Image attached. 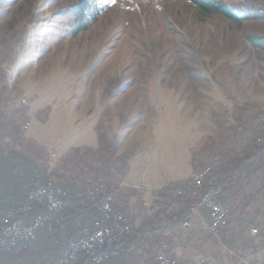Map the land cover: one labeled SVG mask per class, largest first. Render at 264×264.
Instances as JSON below:
<instances>
[{
  "label": "rangeland",
  "instance_id": "1",
  "mask_svg": "<svg viewBox=\"0 0 264 264\" xmlns=\"http://www.w3.org/2000/svg\"><path fill=\"white\" fill-rule=\"evenodd\" d=\"M76 1L4 0L0 5V39L27 31L24 43L13 41L2 68L10 96H19L29 107L34 124L42 123L38 114L47 108V120L53 117L55 122L71 104L86 109L91 105L100 114L103 133L111 140L116 137L118 147L116 124L160 121L159 143L169 153L162 175L170 167L179 178L190 171L184 146L192 153L193 178L204 168L202 163H209L211 172L232 169L248 142L264 141V19L239 24L219 16L202 17L181 0H122L102 10L87 32L75 33L66 12ZM226 2L237 11L264 14V0ZM254 39L263 47H256ZM244 106L258 108L247 115L252 124L239 126L236 110ZM231 125L238 131L229 133L234 139L228 144L227 134L220 131ZM244 168L239 181L219 198L229 214L219 240L206 231L208 217L197 204V212L193 207L185 217H192V227L199 231L187 250L195 259L192 264H239V258L245 264H264V250L253 251L264 245V153ZM172 207L169 212L176 215L179 209ZM168 218L165 214L157 220L163 232ZM179 238L191 241L185 233ZM174 239L162 236L160 242L169 244V256L183 264L172 254ZM34 242L0 247L16 250ZM179 246L178 252L185 254ZM159 249L151 255V264Z\"/></svg>",
  "mask_w": 264,
  "mask_h": 264
},
{
  "label": "crops",
  "instance_id": "2",
  "mask_svg": "<svg viewBox=\"0 0 264 264\" xmlns=\"http://www.w3.org/2000/svg\"><path fill=\"white\" fill-rule=\"evenodd\" d=\"M64 111L58 115L55 122H53V117L45 123L37 124H34L31 119L24 135L25 139L44 147L46 154L42 157L48 158L49 156L46 160L48 173L40 171V165L45 162L39 163L40 160L28 153L25 144L24 147H21L12 142L0 141V219L10 212L18 211L24 222L31 224L37 216L45 215L46 208L37 203L28 204L27 196L37 185L48 180L50 172L54 173L57 178L54 181L55 184L65 190L67 198L64 218H53L40 227L37 231L36 241L32 245H25L16 250L0 247V264H58L60 256L70 244L81 240L92 232L99 221L96 205L86 204L83 195H81V189L84 181L88 182L98 177L97 173L91 172V168L99 166L100 162L93 161L90 157L79 162V160L69 159L67 155L73 148L81 150L89 148L94 151L98 148L96 126L100 114L98 116L91 105L86 109L80 104H71ZM143 123L144 120L142 124H137L134 121L129 126L116 124L114 130L120 138L116 156L124 159L127 164L125 171L121 173L120 183L121 188L125 191L124 196L116 198V201L121 209L133 216L131 221L135 230L144 225L145 220L160 209L157 204H153L150 208H144V200L151 201L150 196L159 195L163 188L186 180L193 173L192 153L188 146H184L185 154L190 162L189 173L186 170L184 175L179 178L176 177L175 170L169 167L168 173L162 175L161 165L169 153H165L159 143L158 126L160 121H157V126L153 120L149 119L147 124ZM83 166H90L91 170L85 171ZM81 167L84 171L80 170ZM137 189L142 190L144 196L138 194ZM173 206L180 209L177 205L173 204ZM195 210L194 212H197L196 207ZM168 216L167 224L170 222L171 212L168 213ZM157 220H155L156 224ZM188 221L191 223L188 231L183 229L182 224L177 225L174 229L165 226L164 232L163 230L156 231L151 242L154 245L152 254L161 247V244L156 241L160 240L162 236L170 235L175 238L173 241L170 240L172 254L177 259L179 258L181 263L192 264L195 259L191 258L192 254L187 250H190L189 247L198 238L196 233L199 231L195 226L192 227V217ZM183 233L188 234L191 241L181 242L182 239L179 238V235ZM179 245L185 248L181 249L185 254L178 252ZM199 249H203V246H199ZM262 250H264V245L256 246L253 251ZM145 252L151 254V246L146 251L144 248L140 250L137 257L134 256V248L114 253L101 264H151L150 258L153 255L149 256ZM239 260V264H245L242 258Z\"/></svg>",
  "mask_w": 264,
  "mask_h": 264
},
{
  "label": "trees",
  "instance_id": "3",
  "mask_svg": "<svg viewBox=\"0 0 264 264\" xmlns=\"http://www.w3.org/2000/svg\"><path fill=\"white\" fill-rule=\"evenodd\" d=\"M4 0H0V5ZM71 0H53L54 3H63ZM73 1V0H72ZM122 0H78L75 3H72L70 8L67 10V14L70 15V19L74 26L75 33H83L87 32L90 29V26L93 22H95L100 15L102 10H105L112 6L113 3L119 2ZM188 3L191 7H193L197 13L202 17H210V16H219L233 23H243L244 21L252 18V19H264V14L256 13L252 9H240L236 10L234 7L230 6L226 0H181ZM27 35V31L22 30L18 32L16 35H9L6 37H2L0 39V141L3 142H12L17 146L24 147V144L27 148L28 153H31L34 157H36L39 161L45 162V164L40 165V171L48 172V167L46 165V160L49 158L42 157L46 154L44 147L37 145L35 142L27 140L24 138L25 131L30 124V119L28 117L29 107L24 106L20 102L19 96L11 97L10 90L7 82V76L4 73L2 68V64L4 61V55L10 49L14 40H17L18 43H24ZM253 44L256 47H263L260 41L252 40ZM11 105V106H10ZM258 107L257 106H244L242 108H238L236 110V121L240 124L239 126H246L247 124H252L253 120L247 116L250 111L254 112ZM51 111L50 108H47L45 111L38 114V120L40 122L47 121V114ZM44 117V118H43ZM257 118V116H254ZM255 125V124H254ZM224 126L220 125L222 129ZM103 121L99 120L97 122L96 131L98 133V148L94 151L92 149L81 150L73 149L67 155L71 160H79V162L85 161L84 158H92L93 161L100 162L99 166L90 167L92 169V173H97L98 177L95 180L84 181L82 184L81 195H83V199L86 204L95 205V202L91 199L90 192H93L98 185H104L106 190L115 196L114 207L116 211L120 214L126 215L131 224V218L133 217L130 214H127L126 211L121 209L118 205L116 198L120 196H124V189L121 188L120 183L121 179L117 177L116 172L123 173L125 171L127 165L124 159L116 157V147H117V138L114 137L112 140L109 139L104 133ZM255 129V127H254ZM263 129V128H262ZM224 132L220 131L222 136L227 134L226 143H233L234 137L229 134L230 132L236 133L238 131V127L235 125L229 126V128L223 129ZM258 139H254L253 141L248 142L245 145L242 152L236 155V165L232 169H214L205 179V185L207 188H213L217 196L219 198H223L226 191H228L232 182L236 183L239 181V177L244 172V165L246 163H255L264 153V141H257ZM212 147V146H211ZM210 147V149H211ZM193 163V161H192ZM86 165V162H84ZM202 165L208 166L209 163H202ZM204 166V168H205ZM195 170L198 167H194ZM238 174V177L236 175ZM49 176V175H48ZM51 178L53 175H50ZM54 177V176H53ZM50 179V177H49ZM234 179V181H232ZM231 181V182H230ZM212 183V185H210ZM193 180L192 178L183 180L181 182L170 184L168 187L163 188L159 193L161 197L171 196L173 199L169 201V203H157L160 206L158 211H155L152 216L148 217L139 229L135 230L133 228V233L128 235L118 242V248H114L112 250H108V253L111 255L114 253H118L121 251H128L129 249L134 248V256L137 257L139 251L143 248L145 251L151 246V254L149 252H145L147 255H152V248L154 247L152 242V238L154 233L157 231H162L160 227L155 223V220L160 218L162 215L169 213V210L173 209V204L180 207L179 210L176 211V215L171 213L170 222L166 227L170 229H174L177 225L184 222L185 217L190 214L191 208L195 207L197 204L194 200L183 201L181 198L175 195V191L178 189H185L192 186ZM264 186V185H263ZM240 191L243 190V186L239 185ZM63 192V203L64 208L61 212L60 218H64L65 208L67 207V198L65 194V190L62 189ZM156 226V227H155ZM158 229V230H155ZM165 229V228H164ZM161 240V238H160ZM160 240H157L156 243H162ZM165 241V240H164ZM159 244V245H160ZM162 245V244H161ZM93 257L91 255L81 254L78 259L72 264H92Z\"/></svg>",
  "mask_w": 264,
  "mask_h": 264
},
{
  "label": "built area",
  "instance_id": "4",
  "mask_svg": "<svg viewBox=\"0 0 264 264\" xmlns=\"http://www.w3.org/2000/svg\"><path fill=\"white\" fill-rule=\"evenodd\" d=\"M211 173V167L207 166L192 178V186L185 189H178L174 193L183 201L194 200L197 206L201 207L208 217V223L204 226L206 231L214 239H220L221 229L228 219V209L220 202L216 191L207 188L205 179ZM48 180L37 185L27 196L29 203H37L46 208L45 215H39L31 224H26L19 216V212H10L0 219V245L17 246L32 243L37 238V231L54 217H60L64 208L63 192L48 174ZM50 177V179H49ZM212 185V183L210 184ZM137 193L144 196L142 190ZM91 199L95 202L99 214V221L92 232L81 240L70 244L63 253L60 264H72L81 254L91 255L94 264H101L110 257L108 250L118 248L120 239L133 233L132 224L128 217L118 213L114 208L115 197L109 193L104 185H98L93 192H90ZM151 201H143L144 208H150L159 202L169 203L165 197L159 195L150 196ZM204 221V220H203ZM184 230L191 227L187 220L182 225ZM258 231L252 229L251 233ZM169 244L163 243L156 253L153 264H179L170 253Z\"/></svg>",
  "mask_w": 264,
  "mask_h": 264
},
{
  "label": "bare ground",
  "instance_id": "5",
  "mask_svg": "<svg viewBox=\"0 0 264 264\" xmlns=\"http://www.w3.org/2000/svg\"><path fill=\"white\" fill-rule=\"evenodd\" d=\"M115 197V196H114ZM115 206V205H114ZM115 208V207H114ZM116 210V209H115ZM125 216V215H124ZM132 230H133V228H132Z\"/></svg>",
  "mask_w": 264,
  "mask_h": 264
}]
</instances>
